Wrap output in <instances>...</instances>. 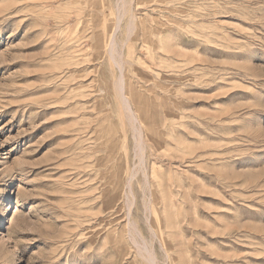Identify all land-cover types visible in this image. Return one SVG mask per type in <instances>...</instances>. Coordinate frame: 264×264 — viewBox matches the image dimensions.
<instances>
[{"label":"rangeland","instance_id":"1","mask_svg":"<svg viewBox=\"0 0 264 264\" xmlns=\"http://www.w3.org/2000/svg\"><path fill=\"white\" fill-rule=\"evenodd\" d=\"M0 264H264V0H0Z\"/></svg>","mask_w":264,"mask_h":264}]
</instances>
